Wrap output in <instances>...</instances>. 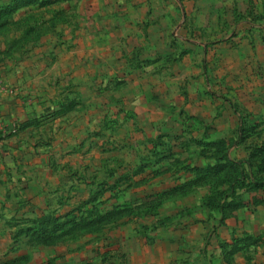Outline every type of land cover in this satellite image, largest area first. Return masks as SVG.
<instances>
[{"label": "rangeland", "instance_id": "1", "mask_svg": "<svg viewBox=\"0 0 264 264\" xmlns=\"http://www.w3.org/2000/svg\"><path fill=\"white\" fill-rule=\"evenodd\" d=\"M93 6L0 0V86L26 109L0 139V264H264V0ZM171 187L158 215L98 222Z\"/></svg>", "mask_w": 264, "mask_h": 264}, {"label": "trees", "instance_id": "2", "mask_svg": "<svg viewBox=\"0 0 264 264\" xmlns=\"http://www.w3.org/2000/svg\"><path fill=\"white\" fill-rule=\"evenodd\" d=\"M249 135H252L250 130L243 132V134L241 133V136H239L237 142H239V143L243 142L245 140V138L248 137ZM261 146H262L261 149L264 151V144ZM258 154H262V152L258 151L257 154H252V157H256ZM221 159L223 161L225 159V157L221 156ZM252 161H253V158H251L249 160L248 164L252 165ZM226 163L227 164H225L224 162L218 161L216 164L208 166L206 169H207V171L212 172V174L210 176H199L198 178L192 180L190 182V185L191 186L199 185L200 183L206 182L208 180L209 181L213 180L214 178L220 176L221 174L229 173L230 171L235 170L234 167L236 164L234 162L230 161V162H226ZM143 170H144V168L140 167L138 170L137 169H135L134 171L131 170V171H133L132 173H130L131 171H129V172L123 174L122 176H120L119 178L116 179V184L113 186L112 189H115L116 188L115 186H118V185H119V187H123L124 190L132 189V187H134L135 185H137L138 183H141L143 181L140 178H136V177L140 176L139 173L141 174ZM231 185H232V189H233L235 186H234L232 181H231ZM254 188H264V180L261 182H256ZM227 190H229V188H225L223 190V192H222L223 196L227 195V193H228ZM176 193H177V188H174V187H171L169 189L162 190V191L158 190L156 192L145 193L141 197L133 199V201H129V202L120 204L118 207H114V210H110L107 213L103 214L101 219L98 222H101L104 219H109V218L113 219L114 216H119L122 214H129L130 215L133 211H135L136 208L137 209L142 208L141 214L143 217H149V216L153 217V216L159 214V212L155 210L157 207H159V204L164 202L165 199H167L169 197H173L172 195H176ZM134 200L135 201L139 200V202H140V204L136 205V207L133 206ZM152 204H154V206L156 207L155 209L152 207ZM153 211H156V212H153ZM223 211H224V209H223ZM168 219H169L168 216H166L163 219L158 218V220H157L158 224L157 225H162L163 223L166 224V221ZM39 233H41V236H43L42 231H40Z\"/></svg>", "mask_w": 264, "mask_h": 264}, {"label": "crops", "instance_id": "3", "mask_svg": "<svg viewBox=\"0 0 264 264\" xmlns=\"http://www.w3.org/2000/svg\"><path fill=\"white\" fill-rule=\"evenodd\" d=\"M89 1L93 4L95 9H100L101 13H104L105 16H111L114 14H123L127 17V20H136L137 16L141 15V6L143 2L148 0H81ZM154 1V0H151ZM141 7V8H140ZM140 8V10H138ZM110 11L109 13L107 11ZM112 11V12H111ZM100 13H97L95 16H99ZM100 17V16H99ZM101 18V17H100ZM115 18V19H114ZM109 21L112 26H120V21L116 19L115 16L110 17ZM1 85V84H0ZM22 99L15 94L6 93L4 88L0 86V139L5 137L6 134H10L13 131H16L18 125L19 117L24 115L25 106ZM264 208L263 206L258 207ZM264 228L263 224H260ZM129 237V236H128ZM264 258V257H263ZM51 264H79V261L69 259L65 262H59V260H51Z\"/></svg>", "mask_w": 264, "mask_h": 264}]
</instances>
